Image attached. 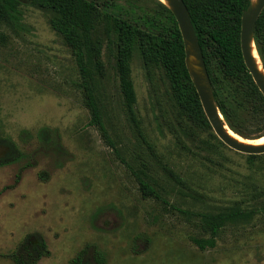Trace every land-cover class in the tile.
Masks as SVG:
<instances>
[{"label":"rangeland","instance_id":"1","mask_svg":"<svg viewBox=\"0 0 264 264\" xmlns=\"http://www.w3.org/2000/svg\"><path fill=\"white\" fill-rule=\"evenodd\" d=\"M23 11L28 33L0 28V136L25 155L0 168V264H16L12 254L39 240L48 254L37 264H70L80 253L96 264H264V156L230 149L181 108L164 68L139 56L134 122L105 54L95 91L113 148L90 123L73 51L46 13ZM188 63L200 71L195 57ZM216 73L238 124L254 128L243 91ZM138 171L169 205L142 195ZM175 177L197 194L182 195ZM236 206L248 220L229 222L215 248H198L193 238L210 237L199 216Z\"/></svg>","mask_w":264,"mask_h":264},{"label":"trees","instance_id":"2","mask_svg":"<svg viewBox=\"0 0 264 264\" xmlns=\"http://www.w3.org/2000/svg\"><path fill=\"white\" fill-rule=\"evenodd\" d=\"M144 1L154 3L156 7L145 6ZM184 2L203 53L217 108L238 135L250 140L264 137V96L249 73L241 50L242 18L253 0ZM24 5L46 13L53 30L64 38L73 51L82 77L79 88L84 94L85 104L91 115L90 123L99 129L113 148L116 147L108 134L95 91L97 76L104 66L105 54L114 61V70L125 106L134 122H137L138 100L132 74L133 61L139 56L146 66L163 67L181 108L192 109L197 120L206 126L210 125L187 65V47L178 22L172 10L161 1L0 0V28L19 36L28 33ZM0 37H4V33L0 32ZM254 41L264 66V10L255 27ZM216 72L224 79L234 81L243 91L252 105L251 120L254 128L238 124L236 112L221 93ZM37 135L40 142L47 143L51 133L48 128H43ZM0 151V168L18 163L25 156L11 137L0 136ZM135 177L144 197L169 205L159 188L148 180L145 172H135ZM175 178L182 195L197 194L186 178ZM250 214L238 206L230 207L227 212L217 215L202 214L199 217L210 237L193 238L192 241L201 250L215 248L222 228L229 222L248 220ZM47 249L46 243L39 240L37 246H21L11 257L16 264H37L48 254ZM70 264L96 263L80 253Z\"/></svg>","mask_w":264,"mask_h":264},{"label":"water","instance_id":"3","mask_svg":"<svg viewBox=\"0 0 264 264\" xmlns=\"http://www.w3.org/2000/svg\"><path fill=\"white\" fill-rule=\"evenodd\" d=\"M253 2L251 7L243 14L241 30V50L246 67L251 74L255 84L264 96V74L259 70L252 54L253 49H255L260 60V56L254 41V31L257 21L259 20L264 10V0H258L256 4H254ZM167 6L172 10L178 22V26L187 47V65L189 67L196 91L200 97L203 110L214 133L225 145L236 152L245 155H263L264 145L255 146L241 144L231 138L227 133V125L225 124L221 112L216 106L213 88L207 71L206 63L185 2L184 0H168ZM192 56L195 57L198 61V67L200 68V71L192 70L189 66L188 62L190 57Z\"/></svg>","mask_w":264,"mask_h":264},{"label":"bare ground","instance_id":"4","mask_svg":"<svg viewBox=\"0 0 264 264\" xmlns=\"http://www.w3.org/2000/svg\"><path fill=\"white\" fill-rule=\"evenodd\" d=\"M159 1H161L162 3L168 5V0H159ZM257 1L258 0H254L253 3L256 4ZM252 54H253V57L255 59V62L257 64L259 70L264 74V70H263L261 61L259 60V57H258L255 49H253ZM226 131H227V133L229 134V136L231 138H233L234 140H236L237 142H239L241 144H245V145H255V146L264 145V137L262 139H259V140H257V139H255V140L244 139L240 135H238L235 131H233L232 129H230L228 126H226Z\"/></svg>","mask_w":264,"mask_h":264},{"label":"clouds","instance_id":"5","mask_svg":"<svg viewBox=\"0 0 264 264\" xmlns=\"http://www.w3.org/2000/svg\"><path fill=\"white\" fill-rule=\"evenodd\" d=\"M102 223H103V221H102Z\"/></svg>","mask_w":264,"mask_h":264}]
</instances>
